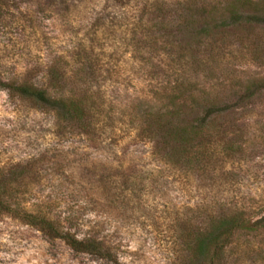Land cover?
<instances>
[{
  "label": "rangeland",
  "instance_id": "374dc122",
  "mask_svg": "<svg viewBox=\"0 0 264 264\" xmlns=\"http://www.w3.org/2000/svg\"><path fill=\"white\" fill-rule=\"evenodd\" d=\"M124 2L0 0L4 79L45 75L52 96L77 94L80 79L112 103L111 117L95 134H84L50 108L0 88V169L15 196L40 204L75 233L92 228L116 252L110 259L80 253L0 216V264H192L171 250L180 226L201 222L211 210L264 213V26H240L204 53L196 45L223 24L201 28L188 11L179 25L174 14L153 13L143 0ZM219 7L217 17L224 12ZM171 47L180 60L193 51L206 54L207 83L238 101L230 119L239 125L223 135L234 146L225 156L215 149L217 159L205 170L164 162L135 130L154 87L176 68L166 56ZM226 264H264V233L241 236Z\"/></svg>",
  "mask_w": 264,
  "mask_h": 264
},
{
  "label": "trees",
  "instance_id": "16d2710c",
  "mask_svg": "<svg viewBox=\"0 0 264 264\" xmlns=\"http://www.w3.org/2000/svg\"><path fill=\"white\" fill-rule=\"evenodd\" d=\"M125 3L129 0H114ZM145 7L161 16L175 15L179 18L192 16L196 23L208 29L213 22L223 27L213 34L202 36L196 46L202 52H212L231 32L240 26H264V4L262 0H230L226 4H216L208 0H143ZM223 6L224 12L217 17L214 10ZM1 7V4H0ZM219 7V8H220ZM254 7V9H252ZM204 13H193L194 9ZM197 25V26H198ZM145 35V39L150 38ZM202 40V41H201ZM194 48V47H187ZM174 48L168 49L167 59L176 63V68L168 74L165 82L154 87L153 95L146 109L137 116L135 130L140 136L153 143L156 152L164 162L179 166H197L207 169L215 163L214 150L233 147V137L223 135L234 131L238 122L230 119L237 114V99L217 93L207 83L210 67L206 64V54L199 52L184 59L175 57ZM167 65V64H166ZM169 67V65H168ZM95 74V71L87 73ZM15 74L4 79L0 73V88L41 108H50L58 117L69 120L84 134H95L98 126L111 112L104 91H94L93 85L77 82V94L60 93L52 96L47 84V76L31 81ZM256 80H262L256 79ZM209 84V85H208ZM111 108V107H110ZM217 161V160H216ZM0 216H9L45 233L47 236L62 240L74 251L110 259L116 252L112 245L94 234L92 228L75 233L68 225L54 217L39 205L29 206L26 201L15 196L12 183L4 170L0 169ZM198 209V208H196ZM198 211L199 210H194ZM179 227L171 250L177 257L183 254L192 264H226L227 253L241 236L254 237L264 233V213L254 217L244 209L224 208L211 210L201 222L195 221ZM80 226V225H79Z\"/></svg>",
  "mask_w": 264,
  "mask_h": 264
}]
</instances>
